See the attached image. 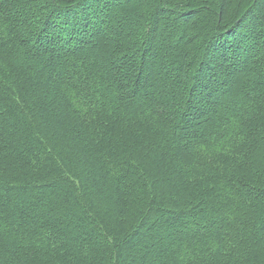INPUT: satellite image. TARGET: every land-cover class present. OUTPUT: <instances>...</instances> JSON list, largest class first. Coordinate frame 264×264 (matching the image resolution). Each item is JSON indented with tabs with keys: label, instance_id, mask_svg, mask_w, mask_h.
<instances>
[{
	"label": "trees",
	"instance_id": "1",
	"mask_svg": "<svg viewBox=\"0 0 264 264\" xmlns=\"http://www.w3.org/2000/svg\"><path fill=\"white\" fill-rule=\"evenodd\" d=\"M0 264H264V0H0Z\"/></svg>",
	"mask_w": 264,
	"mask_h": 264
}]
</instances>
